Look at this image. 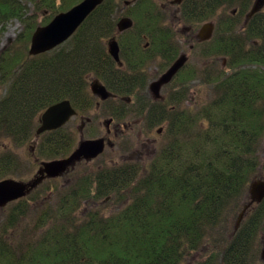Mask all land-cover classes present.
Instances as JSON below:
<instances>
[{
    "label": "trees",
    "instance_id": "trees-1",
    "mask_svg": "<svg viewBox=\"0 0 264 264\" xmlns=\"http://www.w3.org/2000/svg\"><path fill=\"white\" fill-rule=\"evenodd\" d=\"M79 1L0 0V33L11 20L23 23L0 53V139L23 145L35 135L40 113L63 99L85 114L94 105L93 77L112 93L133 95L131 104L122 100L111 110L113 119L141 107L149 129L163 126V141L145 164H104L77 172L63 186L41 182L5 206L0 264H188L198 252L192 264H264V199L248 208L236 230L227 227L249 200V184L262 163L264 5L246 19L254 0H183L182 21L215 18L212 37L202 42L203 54L215 62L183 75L185 63L166 85L171 89L165 98L149 101L139 95L150 77L145 56L156 52L167 64L180 50L163 26L160 7L149 0L135 1L133 25L120 35L121 44L137 54L132 66L118 67L106 50L105 41L115 36L119 0L100 3L57 47L28 54L35 27ZM31 5L49 15L39 22ZM134 30H146L148 47ZM128 35L131 41L124 39ZM218 59L225 67L214 65ZM194 80L210 87L209 99L196 108L186 103ZM77 132L65 124L42 133L37 158L68 155ZM22 170L27 166L15 152L0 154V179L21 176Z\"/></svg>",
    "mask_w": 264,
    "mask_h": 264
},
{
    "label": "rangeland",
    "instance_id": "rangeland-1",
    "mask_svg": "<svg viewBox=\"0 0 264 264\" xmlns=\"http://www.w3.org/2000/svg\"><path fill=\"white\" fill-rule=\"evenodd\" d=\"M152 1V0H151ZM154 3L161 8V3H167L168 0H153ZM62 0H55L56 4H60ZM118 9L116 13L114 14V18L126 16V14L123 12V9L125 7L124 1L119 0V4L117 5ZM71 7V6H70ZM36 8V7H35ZM31 5L32 12H35V16L39 22L43 20L47 15H49L48 9L46 12L43 13V11L46 9L44 7L35 9ZM131 8V7H130ZM175 7L171 6L169 4V14L175 16ZM43 9V10H42ZM68 9V8H67ZM66 10V9H64ZM63 10V11H64ZM230 12V10H228ZM162 16L161 20L163 22L164 27H171L176 28L174 31V34H176V38L181 43L182 51L188 57V60L186 62L185 67L183 68L184 71L182 74H186V72L189 69H202L206 64H209V62L213 61L215 62V59L212 56H205L203 54V49L205 46H203L202 42L205 41H198L197 40V32L205 21L208 20H214L215 18H211L208 20H205L200 23H186L182 20L175 21L172 20L171 15L164 14V12L161 10L159 11ZM174 25V26H173ZM23 23H21L19 20L14 19L9 21L5 29L2 33H0V53L10 44L12 43L17 34L22 30ZM29 46V45H28ZM28 48V47H27ZM28 50V49H27ZM221 59H218L216 61V64L221 65ZM159 62V60H158ZM157 63H155V66H152L150 70L151 71V78L157 77L161 71L159 67L157 66ZM224 66V60H222ZM159 69V70H158ZM95 78H91L89 82L90 83ZM179 82L175 84L173 83L172 86H179ZM171 87H169L166 90H161V95L165 98V96L169 93ZM4 93V88L2 85H0V95ZM210 96V87L209 85L205 83H199L197 80H194L190 83L189 88V94L187 95L186 103L192 105L196 108V106L200 103H203L209 99ZM93 106L90 108L85 114H78L76 117H72L67 124L74 127V130L78 131L76 136V143L78 139L82 136L83 138H95L99 136L105 137V139H109L111 141V145H106L104 151L102 154H100L98 157L90 160H80L76 163V165L71 168L74 171V173L66 172L61 177H58L55 181L52 183L48 182V179H44L41 182H44L43 184H50L52 186H63L65 184L70 183L72 180V177L77 173H81L84 170L94 169L96 167H99L104 164H114L118 162L123 161H137L141 164H145L149 162V160L154 156L156 150L159 148L163 141V126L157 125L153 128H148L146 126V122L143 119V116L137 115V114H128L126 117H124L121 120L112 119V121L109 123L108 128L110 134L107 133L106 127H105V120L111 117V110L116 107V105L119 103L118 100H108L106 102L97 103L99 101V98L95 96V99L93 100ZM132 108V106H131ZM41 114V113H40ZM81 115V116H80ZM40 117V115H39ZM90 120L89 123L83 128L82 123L86 122L85 119ZM84 120V121H83ZM39 123V120H38ZM117 124V126H115ZM84 125V124H83ZM119 125V126H118ZM162 127V128H161ZM161 129V130H160ZM83 130V131H82ZM39 136L35 137V135L29 139L26 143L20 146H16L13 141H11L9 138H2L0 139V154L8 153L9 151L15 152L16 155L20 157V159L25 163L27 166V170L21 171L20 175H10V177H13L18 180H30L34 177L36 174L40 162L42 159L37 158L35 149H36V140ZM261 147L264 148V140L261 144ZM262 157V163L257 169V173L255 177L257 178H264V149L260 152ZM254 178V177H253ZM4 207L0 208V211H2ZM107 210L113 209V205L107 204L105 206ZM2 219V213L0 212V220ZM236 221V217L233 219H230L227 227L228 230L233 228L234 223ZM264 236V233L262 234ZM260 249L264 246V242H261ZM259 249V251H260ZM207 253V251H206ZM202 252H198L192 256H190V260L188 264H192L197 259H200V255ZM260 256V252H259ZM261 258V257H260ZM261 262L264 263V260L261 259Z\"/></svg>",
    "mask_w": 264,
    "mask_h": 264
},
{
    "label": "water",
    "instance_id": "water-1",
    "mask_svg": "<svg viewBox=\"0 0 264 264\" xmlns=\"http://www.w3.org/2000/svg\"><path fill=\"white\" fill-rule=\"evenodd\" d=\"M104 0H80L70 8L56 13L52 19L43 25H38L31 34L28 46V54L38 55L47 52L64 41H66L82 24L86 17ZM264 5V0H254L246 18L251 17L259 11ZM132 25L130 18L125 17L118 22L119 29H126ZM214 31V22H204L196 36L198 41L209 40ZM108 50L111 56L119 61L118 43L115 39L108 41ZM186 55L178 56L156 79L149 84V88L154 98H161V87L167 84L175 76L186 62ZM90 91L100 100H106L112 96V92L98 79L90 83ZM77 114L75 107L69 99H63L49 105L44 109L39 117V125L35 130V136H39L45 131L54 130L65 125L73 116ZM111 118L105 120L104 124L107 132ZM109 139L103 136L95 138H81L75 148L66 156L42 160L39 168L30 180H18L12 177L0 179V208L8 203L20 199L30 193L37 185L47 178H56L63 175L75 164L82 160H90L98 157L105 149L106 145H111ZM249 200L243 204L234 225L236 230L248 208L253 203H259L264 199V178L254 177L248 188ZM261 259L264 260V246L260 252Z\"/></svg>",
    "mask_w": 264,
    "mask_h": 264
},
{
    "label": "flooded vegetation",
    "instance_id": "flooded-vegetation-1",
    "mask_svg": "<svg viewBox=\"0 0 264 264\" xmlns=\"http://www.w3.org/2000/svg\"><path fill=\"white\" fill-rule=\"evenodd\" d=\"M135 1L136 0H124V4H125V7H124V9H123V12L126 14V16H123V17H120V19H118V17H115V19H116V32H115V36H113V37H111L110 39H108L107 41H105V43H106V50H107V52H108V54L111 56V54L109 53V50H108V41L109 40H111V39H115L116 41H117V43H118V47H119V50H118V56H119V61H116L112 56H111V58H112V60L114 61V63L118 66V67H120V68H122V69H124V68H126V67H128V66H132V65H134V64H136V63H133L132 61H131V59L132 58H135L136 57V53H135V51H134V49H132V47L131 46H129V45H127V46H123L122 44H121V37H120V35L122 34V33H128L129 31L128 30H130L129 28L133 25V20H132V12L134 11V9H133V6H134V4H135ZM146 1H148V0H146ZM182 1L183 0H168V1H166L167 3H161L160 4V6H161V8H160V11L162 10L163 12H164V14H165V12H166V14H167V16H168V14H169V11H170V9H169V4L171 5V6H173V7H175L174 9H175V16H173V15H171V14H169V15H171V17H172V20H175V21H180L181 20V18H180V5H181V3H182ZM149 2L150 3H153V4H155L154 3V1L152 0H149ZM118 4H119V2H118ZM117 4V5H118ZM131 7V8H130ZM117 9H118V6H117V8H116V11H117ZM43 10V9H42ZM46 10L47 9H45L44 11H43V13L44 12H46ZM48 12H49V10H48ZM171 12V11H170ZM125 17H128V18H130L131 19V21H132V25L129 27V28H126V29H119V27H118V22L121 20V19H123V18H125ZM169 17V16H168ZM174 26V25H173ZM168 29H170L171 31H172V34L176 37V34H174V31L173 30H176V28H174V27H171V25H169V27H168ZM128 31V32H127ZM134 32H139V33H141L143 36H141V39L144 41V42H142V47L144 48V47H148V45H149V40H148V42H146V37L144 36L145 35V33H146V30H134ZM130 35V34H129ZM128 35V37H125L124 39H127V40H129V41H131V38H130V36ZM173 40H176L177 42H178V45H179V48H180V50H179V52H178V54H177V56L175 57V59L178 57V56H180L181 54H184L183 53V51H182V47H181V43H180V41H178L177 40V38H175V39H173ZM149 55V56H148ZM148 55H146L145 56V58H146V61H147V66H148V68H149V75H150V77H149V80H148V83H147V85H146V87H145V89H143V91H139V95H140V97H142V98H145L146 100L148 99L149 101L150 100H162L164 97H163V95H161V98H158V99H156V98H154V96H153V94H152V92H151V90H150V88H149V84L153 81V80H156L164 71H165V69L175 60V59H173L171 62H169V63H167V64H164L165 63V61L163 60V58H162V56H161V54H157L156 52H155V55L152 53V52H150ZM150 55H154V56H152V57H150ZM158 60H159V62H158ZM187 60H188V57H187V59H186V62H187ZM158 62V64H157V66L156 67H161V66H165V69H163L162 71H161V69L159 70V71H161L160 72V74L157 76V77H155V78H151V71L152 70H150V69H152L151 67L152 66H155V63H157ZM178 73V72H177ZM176 73V74H177ZM175 74V75H176ZM174 78V77H173ZM172 78V79H173ZM171 79V80H172ZM171 82V81H170ZM169 82V83H170ZM168 84V83H167ZM167 84H164L162 87H161V90L163 89V90H165V88H166V85ZM161 90H160V93H161ZM112 98H114V99H116V100H118V101H122V100H126V102L128 103V104H131V101H132V98H133V95H130V96H126V95H124V94H118V93H112ZM147 110V109H146ZM126 111H127V113H129V114H137V115H140L142 112H144L145 111V109L143 110V108H141V107H130V108H126ZM143 114V113H142ZM141 114V115H142ZM78 115V114H77ZM77 115H75L74 117H76ZM81 116V115H80ZM113 119V118H112ZM84 121V120H83ZM85 121L86 122H83L82 123V126H83V128H85V126L87 125V123H89L90 122V120H88V118L87 119H85ZM84 124V125H83ZM115 126H117V124H115ZM119 126V125H118ZM161 130V129H160ZM83 131V130H82ZM108 134H110V132H107ZM82 137V136H81ZM83 161H85V160H83Z\"/></svg>",
    "mask_w": 264,
    "mask_h": 264
}]
</instances>
